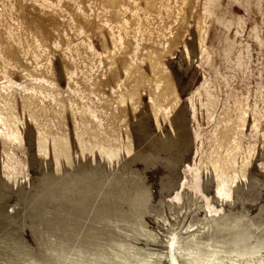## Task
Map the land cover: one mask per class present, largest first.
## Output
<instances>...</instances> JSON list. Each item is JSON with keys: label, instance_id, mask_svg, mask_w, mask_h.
<instances>
[{"label": "rangeland", "instance_id": "1", "mask_svg": "<svg viewBox=\"0 0 264 264\" xmlns=\"http://www.w3.org/2000/svg\"><path fill=\"white\" fill-rule=\"evenodd\" d=\"M19 1L20 15L45 34L62 23ZM198 9L190 0L175 45L152 62L133 40L116 55L108 25L84 22L92 62L83 101L66 98L59 48L47 47L48 72L36 81L8 73L0 264H64L53 254L70 257L77 248L123 264L115 253L132 257L120 244L160 252L188 223H209L218 236L264 233V0H214L201 52ZM36 87L41 97L31 99ZM160 257L152 260L165 264Z\"/></svg>", "mask_w": 264, "mask_h": 264}, {"label": "bare ground", "instance_id": "2", "mask_svg": "<svg viewBox=\"0 0 264 264\" xmlns=\"http://www.w3.org/2000/svg\"><path fill=\"white\" fill-rule=\"evenodd\" d=\"M29 1L33 8L60 15L62 23L45 34L34 20L20 15L19 0H0V99H7L14 87L8 76L11 71L34 81L38 80V76L47 74L45 51L51 46L59 48L60 55L68 63L63 72L67 100L70 103L85 100L91 88L88 67L92 60L88 52L91 48L87 41H81L84 37H80L86 29L84 22L98 20L108 25L110 45L116 55L123 50L129 52V41L133 40L139 46H147L142 56L152 62L158 58L155 56L168 54L175 45L180 31L184 29L186 8L190 3V0H142L140 4L139 0H86L85 3L82 0ZM66 3L71 4V10L66 8ZM198 6L194 24L201 52L207 48V29L213 22L211 9L214 10V0H198ZM10 45L14 46V50L9 49ZM260 66L263 72L264 67ZM30 96L31 99L41 97V90L36 87ZM227 126L225 122L219 123L221 134L226 132L227 135ZM171 232L163 251H147L140 255L120 244L132 261L117 253L115 256L123 260V264H158L152 260L154 255L161 256L165 264H264V233L255 234L242 229L229 236H218L220 231H212L209 223L202 226L188 223L182 226L180 232ZM142 235L148 236L142 238L143 241L158 245L153 236ZM61 251L53 254V259L58 263L107 264L98 260L103 255L85 257L80 248L70 257L63 256Z\"/></svg>", "mask_w": 264, "mask_h": 264}]
</instances>
